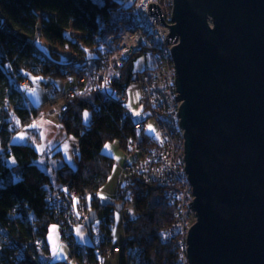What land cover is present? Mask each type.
<instances>
[{"label":"trees","instance_id":"16d2710c","mask_svg":"<svg viewBox=\"0 0 264 264\" xmlns=\"http://www.w3.org/2000/svg\"><path fill=\"white\" fill-rule=\"evenodd\" d=\"M132 8L130 0H0V264H49L52 258L47 234L52 224L64 230L61 238L80 262L87 258L100 264L98 254L104 256L110 249L114 222L111 213L100 224L107 237L88 249L77 244L73 225L89 205L94 210L100 207L98 192L116 163L103 152L106 144L118 141L128 155L134 154L128 149L130 140L157 144V138L145 130L136 131L137 121L115 96L127 93L136 58L146 51L156 57L159 44L145 47L122 67L113 66L107 82L112 96L100 89L102 49L116 34V22L127 21V12ZM39 12L49 17L40 22ZM70 27L81 33L82 43L90 51H83L66 38L65 31ZM37 35L43 36L49 46L67 48L91 63L76 65L73 57L71 62L61 63L64 55L51 48L41 50L35 40ZM7 65L11 73L6 71ZM80 73L85 74L86 82L72 97L63 100L66 110L60 116L66 134L79 140L77 165L62 164L53 181L36 162L39 153L34 141L12 142L13 136L24 127L29 129L43 110L28 102L27 91L17 83L31 77L66 79ZM144 100L142 95L139 102L147 111ZM86 111L91 114L87 123L83 120ZM54 155L60 157L61 151ZM58 187L69 190L65 207L57 206L54 199L53 192ZM119 190V200L125 201L129 192L134 197V215L123 223L126 241L120 264H187L183 239L173 229L178 205L168 199V187L134 173Z\"/></svg>","mask_w":264,"mask_h":264},{"label":"water","instance_id":"95a60500","mask_svg":"<svg viewBox=\"0 0 264 264\" xmlns=\"http://www.w3.org/2000/svg\"><path fill=\"white\" fill-rule=\"evenodd\" d=\"M148 15L165 24L157 4ZM171 21L196 217L187 264H264V0H173ZM99 205L120 212L125 201ZM97 218L91 209L89 231Z\"/></svg>","mask_w":264,"mask_h":264},{"label":"built area","instance_id":"2783aa9c","mask_svg":"<svg viewBox=\"0 0 264 264\" xmlns=\"http://www.w3.org/2000/svg\"><path fill=\"white\" fill-rule=\"evenodd\" d=\"M132 9L127 12V21L116 22V34L111 35L104 48L102 49V77L103 83L101 90L108 96H112L109 81V72L113 66L122 67L133 55L141 53L145 47H154L159 44L160 49L156 52L155 63L148 69L134 72L131 84L139 87L144 95V101L148 110L155 116L159 138L157 144H146L141 141L130 140L128 149L131 150L135 159L132 163H125L122 171L127 174L139 173L143 179L152 181L159 186H167V197L170 202H176L178 205L177 217L173 229L177 231L183 239L186 247L187 233L192 226V217L196 220L195 213L190 208L189 203L193 202L194 196L192 187L185 173L184 160V139L183 130L179 125L178 111L181 102L176 100L178 93L175 87V69L171 57V46L176 43H166L170 34L172 25L171 12L165 9L163 3L166 0H130ZM157 4L162 11L165 24L160 22L158 15H148L149 4ZM39 38L36 36L35 40ZM76 65H85L91 63L89 59L83 60L80 57H74ZM169 70H171L169 72ZM7 72H12L9 65L6 66ZM77 80L76 87L72 88L70 94L79 91L82 87L80 82H86L85 74H77L74 77ZM18 87L25 91L32 87L28 79L19 81ZM130 84V85H131ZM45 87V86H44ZM45 89H48L47 87ZM127 93L115 96L120 102L126 101ZM114 96V95H113ZM72 96H67L70 98ZM66 110L65 103L59 109L62 113ZM137 132L145 130L144 122L137 121L134 124ZM68 189L58 187L54 190L53 196L57 206L65 207L66 194ZM90 212V211H89ZM81 216L80 222L85 226L87 217ZM74 226V225H73ZM119 252V248L116 249ZM53 264V260L48 262ZM89 264H95L90 262Z\"/></svg>","mask_w":264,"mask_h":264},{"label":"rangeland","instance_id":"374dc122","mask_svg":"<svg viewBox=\"0 0 264 264\" xmlns=\"http://www.w3.org/2000/svg\"><path fill=\"white\" fill-rule=\"evenodd\" d=\"M171 5L172 4L170 0H166V3H163L165 9L170 12ZM38 15L40 22L49 17V14L46 12H39ZM65 36L72 43H76L83 51H90V49L82 43L81 33L74 30L72 27L66 29ZM37 46L44 52L48 50L47 48H51V50L55 52H60L61 55H64L61 63L71 62L72 57L74 58L77 56L67 48L57 49L56 47L49 46L48 42L43 36L37 39ZM88 57H90V54ZM154 63L155 53L151 51L141 53L135 60L134 72H139L145 69V67L147 66L152 67ZM170 71L171 70H169V72ZM74 77L75 76H73L72 78L68 77L66 79L31 77L30 80L32 83V87L27 90L25 95L30 104L43 108L41 117L36 120L37 123H34L35 126H38L37 128L39 130H36L35 126H33L32 124L29 129L25 127L20 129L12 138L13 143H30L34 141L36 144L38 142L39 133L41 136L42 146L45 145L46 142L51 143L54 141L50 147L47 146L42 151L43 154H40L39 158L36 160L41 168L48 171L53 181H56V171L58 167H60L64 163L75 167L77 163L75 155L78 150L79 140L73 136H68L66 134L65 129L60 123V116L62 113L59 112L63 100L66 99V95L73 96L70 94V92L72 88L76 87L77 84V80H75ZM83 84L84 81L83 83L80 82L81 87ZM46 87L48 89H45ZM142 95V90L136 85L131 84L126 95V108L135 121L145 123V132L147 134L155 138H159V131L155 116L150 110L143 111L142 106L140 105L139 101ZM90 116V112H84L83 120L85 123L90 120ZM107 147L110 153H114V155L118 159L107 183L98 192V198H108L118 202L123 201L121 199L119 200V197H117V193L120 191V187L118 188L117 183V179L119 178L118 173L124 166H121V164H123V161H120L119 158L122 157V159H125L126 156L128 157V163H132L135 159V155H128L126 152H124L121 149L118 141L108 143ZM57 151H61L60 157L54 155ZM11 162L12 160H9V163ZM121 175L123 177L121 186H124L128 182L129 174L122 171ZM86 205L87 203H85V207L83 208L82 212L85 210ZM88 209L89 210H87L86 213L83 214L84 216H87L88 212L92 209L91 205H89ZM109 213H111V215L114 217V222L111 227L112 243L109 247L110 249L106 250V254L104 256H100L98 254V257L100 260V264H120L126 241V236L123 228L124 219L126 217L134 215V197L131 192H129L125 198V208L123 209V211H116L112 206L99 207V209L97 210L98 218L91 225L90 231L86 228V226H83V224H81L80 219H75L76 224L73 226L74 236L77 244L81 245L83 248L88 249V247L98 244L99 241H102L107 237L106 231L100 228V224ZM195 221L196 220L194 219V217H192V224H194ZM63 232L64 230H60L59 225L57 224H52L49 227V232L47 234V243L49 245L52 260L54 262L67 261V264H89L90 262L87 258H85L84 262H80L77 260L73 252L70 251V248L66 241L61 238V233ZM118 247L121 249L119 252L116 251ZM111 249L113 250V252Z\"/></svg>","mask_w":264,"mask_h":264},{"label":"crops","instance_id":"0c3cea01","mask_svg":"<svg viewBox=\"0 0 264 264\" xmlns=\"http://www.w3.org/2000/svg\"><path fill=\"white\" fill-rule=\"evenodd\" d=\"M49 116H51V115H49ZM48 116V117H49ZM47 118V117H46ZM42 119V118H41ZM43 120H45V119H43ZM34 123H37V121H35ZM33 123V126H35V124ZM38 126L36 125L35 126V128H36V130H39L38 128H37ZM38 132V131H37ZM54 142V141H53ZM53 142H46V144L45 145H43L42 146V141H41V136H40V134L38 133V142L35 144V147H36V150L38 151V153H39V155L41 154H43L42 153V151L48 146V147H50L52 144H53ZM39 145H40V148H39ZM103 152L104 153H106V154H108V155H110V156H113L114 157V159H115V161H117V159L118 158H116V156L114 155V153L112 154V153H110V151H109V149H108V147H107V144L104 146V148H103ZM119 160L120 161H123V164H121V166L122 165H124L125 163H128V157H126L125 156V159H122V157H120L119 158ZM116 164V163H115ZM76 165H77V163H76ZM76 167V166H75ZM121 169V168H120ZM121 173H122V170H120L119 171V173H118V175H119V178L117 179V183H118V188L121 186V184H122V181H123V177H122V175H121ZM117 193V192H116Z\"/></svg>","mask_w":264,"mask_h":264}]
</instances>
